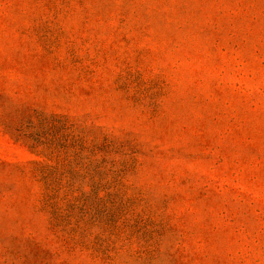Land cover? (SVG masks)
I'll list each match as a JSON object with an SVG mask.
<instances>
[{
	"label": "rangeland",
	"instance_id": "rangeland-1",
	"mask_svg": "<svg viewBox=\"0 0 264 264\" xmlns=\"http://www.w3.org/2000/svg\"><path fill=\"white\" fill-rule=\"evenodd\" d=\"M36 113L72 127L0 128V264H264V0H0V123Z\"/></svg>",
	"mask_w": 264,
	"mask_h": 264
},
{
	"label": "trees",
	"instance_id": "trees-1",
	"mask_svg": "<svg viewBox=\"0 0 264 264\" xmlns=\"http://www.w3.org/2000/svg\"><path fill=\"white\" fill-rule=\"evenodd\" d=\"M35 118L37 119L39 118L38 121L40 124L39 131L37 132V134H35L36 140H34V138L31 135L24 133V131L20 128V125H22L20 121H16L13 123H8L7 121L2 122L0 123V128H2L5 131V133L10 135L13 141L22 142L26 146L28 145L27 148L29 149L30 153L40 156L44 161L54 160L56 161L57 164H59L60 154L54 151L55 149H53L52 147L53 144L50 142L56 139L60 133L59 131H56V132L51 131V129H53L56 125H63V126L67 125L66 129L67 130L71 129L72 123L69 120L70 118L65 117V116L57 117L55 115L45 116L41 113H38V114L36 113ZM20 120H23V119H20ZM81 133H82V136H80V138H82V141H83V139L86 136V132L85 130H83ZM58 148L63 150L64 146L58 147ZM79 151L81 152L88 151L87 148H85L83 142H81ZM87 159L90 162L91 159L89 158ZM27 165L31 167L30 169L32 173L42 185L43 205L48 207L49 205L52 204L54 212L58 214L66 216L67 214L70 213V211H72L73 207L68 206L66 209H59L56 207L57 202L61 201V202H65L68 205H71L70 203H74L80 197L78 195H81L82 200L84 201H86V199H88L87 197L89 196L90 198H93L96 201L101 199V197L99 196V192L101 190L98 188L99 186L94 181V179L93 181L89 179L91 183L89 190L91 189V191L84 192L81 189L76 188L74 190L67 189L68 193L61 194L60 193L61 185L53 186L52 182H55V181L60 182L66 174L64 173V171H59V169H56V168L52 169L50 166L46 165V163L37 162V161L35 162L31 161ZM6 167L15 169L14 166H10V165L0 162V170ZM17 169H19V167H17ZM22 170L24 169H22L21 167V171ZM96 170L100 171V167H97ZM108 184H110V181L108 182ZM83 213L85 214V211Z\"/></svg>",
	"mask_w": 264,
	"mask_h": 264
}]
</instances>
